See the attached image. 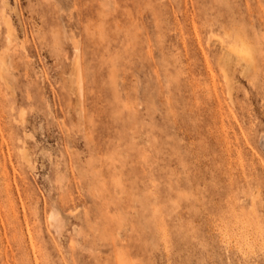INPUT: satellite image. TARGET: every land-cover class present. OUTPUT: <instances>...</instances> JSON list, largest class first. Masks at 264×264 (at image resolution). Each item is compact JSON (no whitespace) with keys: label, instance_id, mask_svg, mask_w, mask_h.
Masks as SVG:
<instances>
[{"label":"rangeland","instance_id":"rangeland-1","mask_svg":"<svg viewBox=\"0 0 264 264\" xmlns=\"http://www.w3.org/2000/svg\"><path fill=\"white\" fill-rule=\"evenodd\" d=\"M262 134L264 0H0V264H264Z\"/></svg>","mask_w":264,"mask_h":264},{"label":"bare ground","instance_id":"bare-ground-1","mask_svg":"<svg viewBox=\"0 0 264 264\" xmlns=\"http://www.w3.org/2000/svg\"><path fill=\"white\" fill-rule=\"evenodd\" d=\"M4 19H9V18H4ZM6 23H8V22H6ZM12 28V27H11ZM13 32V31H12ZM9 39V38H8ZM261 144H262V147H263V150H264V134H262V136H261ZM26 159V158H25ZM26 161L27 162H29L30 160H28V159H26ZM31 236V235H30ZM30 240H32V238L30 239ZM33 243V242H32ZM31 243V244H32ZM32 246H34V244L32 245ZM34 248H35V246H34ZM36 253V252H35ZM35 253H34V255H35ZM43 264V263H42Z\"/></svg>","mask_w":264,"mask_h":264}]
</instances>
